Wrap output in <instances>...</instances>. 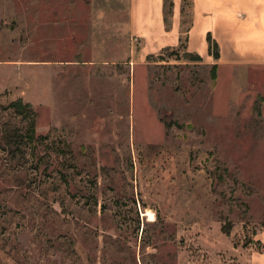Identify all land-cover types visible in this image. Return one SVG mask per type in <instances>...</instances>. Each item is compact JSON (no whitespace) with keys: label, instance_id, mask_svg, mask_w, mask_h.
<instances>
[{"label":"rangeland","instance_id":"1","mask_svg":"<svg viewBox=\"0 0 264 264\" xmlns=\"http://www.w3.org/2000/svg\"><path fill=\"white\" fill-rule=\"evenodd\" d=\"M178 4L180 44L139 59L130 40L116 66L44 52L58 29L24 20L25 0H0V264H244L235 247L263 252L264 69L189 53L192 0ZM38 59L61 62H26ZM21 94L52 105L22 115Z\"/></svg>","mask_w":264,"mask_h":264},{"label":"crops","instance_id":"2","mask_svg":"<svg viewBox=\"0 0 264 264\" xmlns=\"http://www.w3.org/2000/svg\"><path fill=\"white\" fill-rule=\"evenodd\" d=\"M14 1V0H13ZM24 20L30 15L49 22L50 29H58V40L46 45L44 52L53 54L75 53L76 64L82 53H92L102 62L118 65L120 46L137 41L139 59L180 44L181 18H176L178 0L174 2L171 23L166 19V0H25ZM36 6V7H35ZM15 14L13 12L11 15ZM26 15V16H25ZM180 16V15H179ZM13 18V16H12ZM85 28L84 33L78 32ZM56 38V35L52 32ZM50 34V35H51ZM186 34V50L204 63L221 67H260L264 69V0H192ZM217 42L220 57L210 54L208 36ZM84 36L78 41L77 37ZM68 38V39H66ZM101 54H105L104 56ZM108 54V55H106ZM110 54V55H109ZM135 54H133L134 56ZM105 57V58H104ZM135 58V57H134ZM40 66L60 64L50 59L26 61ZM92 62V61H91ZM50 82V81H49ZM7 87H0V93ZM31 105H52L49 98L28 100ZM254 239L264 245V231ZM245 256L244 264H264V252L252 246L235 247ZM248 249V250H247Z\"/></svg>","mask_w":264,"mask_h":264},{"label":"trees","instance_id":"3","mask_svg":"<svg viewBox=\"0 0 264 264\" xmlns=\"http://www.w3.org/2000/svg\"><path fill=\"white\" fill-rule=\"evenodd\" d=\"M208 42H209V50L210 54L218 59L220 57L219 52V46L216 41H214L211 37V35L208 36ZM12 107H14L20 114L26 115L27 113L32 115V118L35 116V112L31 109V104L29 103H23L21 100L15 101L11 104ZM27 136L30 140H33L35 137V121L34 119L31 120V125L28 129ZM226 233H229V230H225ZM264 252V250H263Z\"/></svg>","mask_w":264,"mask_h":264},{"label":"bare ground","instance_id":"4","mask_svg":"<svg viewBox=\"0 0 264 264\" xmlns=\"http://www.w3.org/2000/svg\"><path fill=\"white\" fill-rule=\"evenodd\" d=\"M146 215H147V217L149 219H153L154 218V212H152V211H147Z\"/></svg>","mask_w":264,"mask_h":264}]
</instances>
